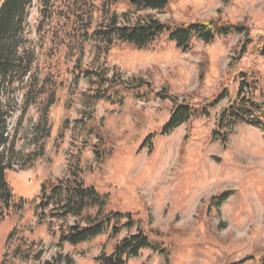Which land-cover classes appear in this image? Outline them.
<instances>
[{
	"label": "rangeland",
	"instance_id": "rangeland-1",
	"mask_svg": "<svg viewBox=\"0 0 264 264\" xmlns=\"http://www.w3.org/2000/svg\"><path fill=\"white\" fill-rule=\"evenodd\" d=\"M101 1L33 0L30 7L24 34L26 46L33 47L36 56L31 75L0 89V101L9 111L8 138L13 139L17 155L6 179L14 198L24 201L20 215L0 224V260L11 230L18 231L27 243L33 242L42 259L67 254L74 264H100L97 256L111 254L117 241L141 229L153 247L141 249L127 264H264L261 129L241 123L229 133L226 144L213 138L216 117L227 103L222 99L209 108L208 116L195 117L160 134L171 102L156 94L166 87L178 100L200 109L226 89L234 93L237 80L226 68L244 36L229 34L210 43L195 39L187 50L177 47L166 34L144 47L115 42L99 51L92 40L73 47L75 34L69 32L68 22H77V13L93 3L94 26L102 20ZM127 8L125 2L111 6L118 13ZM154 14L164 22L208 18L244 22L251 37L264 35V0H168L167 7ZM75 63L93 71L107 68L109 74L118 69L124 79L141 76L149 82L138 88L146 96L122 91V102L101 100L93 106L89 123L97 124L103 133L110 147L107 156H96L93 143L97 140L83 126L88 120L84 93L92 82L85 78L77 84L73 81ZM240 68L253 74L248 93L264 100V56L250 45ZM35 76L39 81L32 88L29 85ZM52 89L55 102L49 107L46 126H41L40 113ZM29 96L35 101L22 114ZM75 162L86 183L106 195V209L129 212L133 227L114 238L105 232L77 245H56L61 222L40 221L36 197L44 179L62 177ZM224 191L230 195L217 210L210 199Z\"/></svg>",
	"mask_w": 264,
	"mask_h": 264
},
{
	"label": "trees",
	"instance_id": "trees-1",
	"mask_svg": "<svg viewBox=\"0 0 264 264\" xmlns=\"http://www.w3.org/2000/svg\"><path fill=\"white\" fill-rule=\"evenodd\" d=\"M32 2L33 0L0 1V89L22 83L31 75L36 56L34 48L26 46L27 39L24 33ZM118 2H125L128 5L122 13L111 10V6ZM45 4L48 2L45 1ZM90 4V7L88 6L82 13H77V22H68L69 32L75 34L72 41L73 47H83V44L90 40L98 43L99 51L107 50L115 42H127L136 47H144L166 34L168 38L175 41L177 47L187 50L195 39L210 43L220 36L242 34L244 39L233 49V55L226 68V73L233 77V80H237L236 91L231 93L226 89L215 98L208 99L205 106L198 109L188 101L178 100L176 96L169 94L166 87H163L156 94L164 100H170L171 108L160 134H166L195 117L208 116L209 108L220 100L226 99L227 103L216 117L215 129L212 131L213 138L226 144L229 133L241 123L259 127L264 136V100L259 101L248 93L247 89L250 90L253 84V74L240 68L241 59L250 45L253 50L264 56V35L251 37L249 27L244 22L232 23L216 18L200 19L189 23L161 21L154 12L164 10L168 0H102L100 5L102 20L92 26L93 3ZM51 14L52 12L49 11V15ZM66 46L70 47L71 42H68ZM84 68L79 63H75L72 72H77V75L73 77V81L77 84L80 78H85L92 82V87L87 92L89 94L83 95L85 97L83 109L88 119L83 126L87 128L88 136L97 140L93 143L96 156L103 157L110 153V147H107L99 126L89 123L94 117L93 106L101 100L112 103L122 102V91H138L140 96H144L140 89L149 82L141 76L124 79L118 69L109 74L107 68L94 71ZM203 77V71L200 70L199 79L202 80ZM36 78L35 76L30 81V87L36 86L39 81ZM38 92L40 93L39 89ZM25 99L22 114L35 101L34 96L25 97ZM54 102L55 90L52 89L40 113L41 126H46L48 110ZM4 107L5 105L0 101V224L13 216L20 215L24 210V201L14 198L6 179V173L12 170L17 155L13 139L8 138L6 119L9 111ZM151 136L153 134L149 135L147 140ZM148 143L143 142L148 150H151L152 141L149 140ZM229 195L228 191L221 192L212 196L209 203L215 205L218 210ZM106 204V195L100 193L94 185L86 183L81 176L79 165L75 162L69 164L68 172L62 177L54 180L44 179L41 182L35 211L40 221L48 219L50 222L55 219L61 222L56 243L58 247H61L64 242L77 245L105 232H108L110 238H114L122 230H129L135 225L129 212L107 210ZM16 232L18 231L11 230L8 234L0 264H74L72 257L67 254H56L50 259H42L40 250L35 249V244L27 243L26 239L22 235H17ZM152 247L149 235L137 229L135 233H127L117 241L111 254L101 253L96 258L100 264H127L130 258L139 255L141 249Z\"/></svg>",
	"mask_w": 264,
	"mask_h": 264
}]
</instances>
